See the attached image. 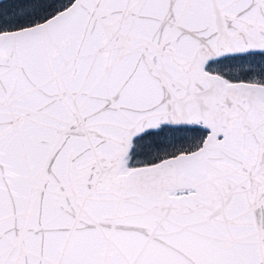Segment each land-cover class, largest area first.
<instances>
[{
	"label": "snow or ice",
	"instance_id": "6c2138e0",
	"mask_svg": "<svg viewBox=\"0 0 264 264\" xmlns=\"http://www.w3.org/2000/svg\"><path fill=\"white\" fill-rule=\"evenodd\" d=\"M0 264H264V0H0Z\"/></svg>",
	"mask_w": 264,
	"mask_h": 264
}]
</instances>
